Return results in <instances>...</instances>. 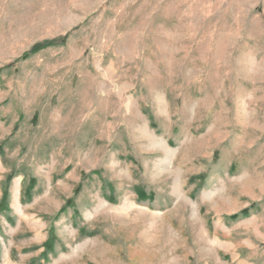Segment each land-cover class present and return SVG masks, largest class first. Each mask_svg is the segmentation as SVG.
<instances>
[{
    "label": "rangeland",
    "instance_id": "rangeland-1",
    "mask_svg": "<svg viewBox=\"0 0 264 264\" xmlns=\"http://www.w3.org/2000/svg\"><path fill=\"white\" fill-rule=\"evenodd\" d=\"M0 264H264V0H0Z\"/></svg>",
    "mask_w": 264,
    "mask_h": 264
},
{
    "label": "trees",
    "instance_id": "trees-1",
    "mask_svg": "<svg viewBox=\"0 0 264 264\" xmlns=\"http://www.w3.org/2000/svg\"><path fill=\"white\" fill-rule=\"evenodd\" d=\"M59 42L58 41H55V42H50V43H44L42 45H37L35 46L33 49H32V53L36 52V51H39V50H42V49H46L47 47L49 46H54L56 44H58Z\"/></svg>",
    "mask_w": 264,
    "mask_h": 264
}]
</instances>
